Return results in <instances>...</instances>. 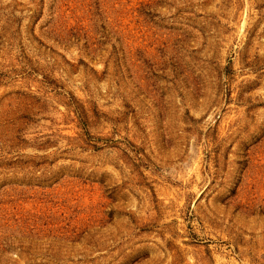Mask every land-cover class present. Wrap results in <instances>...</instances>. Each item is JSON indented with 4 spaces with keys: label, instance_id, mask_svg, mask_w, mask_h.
<instances>
[{
    "label": "rangeland",
    "instance_id": "1",
    "mask_svg": "<svg viewBox=\"0 0 264 264\" xmlns=\"http://www.w3.org/2000/svg\"><path fill=\"white\" fill-rule=\"evenodd\" d=\"M0 264H264V0H0Z\"/></svg>",
    "mask_w": 264,
    "mask_h": 264
}]
</instances>
